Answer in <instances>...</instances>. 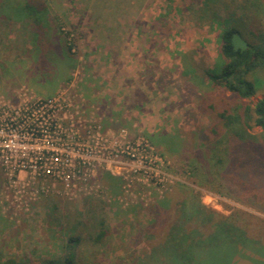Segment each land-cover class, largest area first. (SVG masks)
Instances as JSON below:
<instances>
[{
	"label": "rangeland",
	"instance_id": "rangeland-1",
	"mask_svg": "<svg viewBox=\"0 0 264 264\" xmlns=\"http://www.w3.org/2000/svg\"><path fill=\"white\" fill-rule=\"evenodd\" d=\"M202 2L0 0V103L16 102L23 92L55 99L67 106L75 126L82 121L75 130L97 123L109 141L144 139L166 160L161 173L169 184L144 185L134 175L125 178L129 168L121 169L116 193L103 178L112 173L97 166L79 191L67 194L56 183L20 203L0 167L2 261L54 257L70 235L88 239L106 230L100 243L81 245L80 264L145 263L154 234L163 232L159 222L178 220L186 202L225 216L236 211L228 219V234L200 252L198 264H264V131L252 124L243 141L218 115L241 103L255 106L264 99V87L239 100L202 78L201 70L220 63V31L213 27V14L201 10ZM230 2L214 13L243 17L240 35L251 45L250 32L264 31V0ZM71 61L75 67L69 70ZM250 78L263 81L264 74ZM240 141L245 146L239 147ZM219 142L221 150L229 146L232 168L224 181H213L217 169L211 174L205 169L218 165L216 156L210 157ZM159 189H166L162 197ZM167 261L162 263L178 264Z\"/></svg>",
	"mask_w": 264,
	"mask_h": 264
},
{
	"label": "built area",
	"instance_id": "built-area-1",
	"mask_svg": "<svg viewBox=\"0 0 264 264\" xmlns=\"http://www.w3.org/2000/svg\"><path fill=\"white\" fill-rule=\"evenodd\" d=\"M66 108L55 99L36 98L26 92L19 94L16 102L0 103V167L6 187L17 190L20 203L31 201L56 183L63 185L67 194L79 191L90 183L97 166L113 176H122L121 169L129 168L125 178L134 175L144 185L169 187L161 173L166 160L155 154L148 141L126 137L109 141L97 123L75 130L82 121L75 126ZM127 186L131 188L130 183ZM165 190L159 189L161 197Z\"/></svg>",
	"mask_w": 264,
	"mask_h": 264
},
{
	"label": "trees",
	"instance_id": "trees-1",
	"mask_svg": "<svg viewBox=\"0 0 264 264\" xmlns=\"http://www.w3.org/2000/svg\"><path fill=\"white\" fill-rule=\"evenodd\" d=\"M227 2L231 3L230 0H203L202 2L201 10L213 14V27L220 31L217 58V62L220 63L218 65L216 63L211 69L201 70V76L203 79L207 78L215 88L225 89L236 95L239 100H246L256 96L261 87H264V80L250 78L252 74L260 71L264 74V31L250 32L254 38L251 49L243 52L235 51L232 36L235 32H243L246 24L243 17L234 20L236 16L233 13L226 17L214 13L218 7L227 9L229 4ZM72 49L73 45H69L66 49L71 59H73ZM73 67H75L74 61H71L69 70ZM70 80L71 78L67 77V81ZM218 115L223 121V127L233 131L234 135L243 141L245 140L243 132H247L253 125L264 131V99L253 107L241 103L240 106L234 108L233 112L224 111ZM243 141L239 142V147L245 146ZM219 144L221 143H218L216 151H213L210 157L213 159L216 156L218 165L212 166L208 160L209 164L207 163L208 167L205 169L208 174H211L209 173L211 168L217 169L215 175L217 178L214 177L213 181L216 179L224 181L227 171L232 168L229 146L221 150ZM103 178L109 189L116 193L119 192L121 185L117 177L107 173ZM186 192V190L183 192L184 196H186ZM162 200L157 201V204ZM152 212L159 218L160 211L156 209V206ZM235 212L225 216L204 206L197 208L196 205L185 202L178 220L172 222V220L164 219L159 222L163 226V232L160 235L154 234L150 253L145 258V263L141 262L140 264H163L162 262L167 260V262L178 264H198L199 253L221 241L228 234L231 229L228 219L233 217ZM100 226L104 228V222L101 221ZM207 228L211 229V233H207ZM107 233L106 230H102L96 237L90 236L88 239H85L81 233L72 234L64 242L59 255L37 259L9 258L3 261L0 258V264H80L78 252L81 245L87 240L100 243ZM199 248L203 250L199 251ZM164 252H166L165 256H163ZM142 261L144 262V257H142Z\"/></svg>",
	"mask_w": 264,
	"mask_h": 264
},
{
	"label": "water",
	"instance_id": "water-1",
	"mask_svg": "<svg viewBox=\"0 0 264 264\" xmlns=\"http://www.w3.org/2000/svg\"><path fill=\"white\" fill-rule=\"evenodd\" d=\"M232 44L235 51L240 50L241 52L251 49V45L245 41L239 32H235L232 36Z\"/></svg>",
	"mask_w": 264,
	"mask_h": 264
},
{
	"label": "crops",
	"instance_id": "crops-1",
	"mask_svg": "<svg viewBox=\"0 0 264 264\" xmlns=\"http://www.w3.org/2000/svg\"><path fill=\"white\" fill-rule=\"evenodd\" d=\"M102 108H103V106H102Z\"/></svg>",
	"mask_w": 264,
	"mask_h": 264
}]
</instances>
